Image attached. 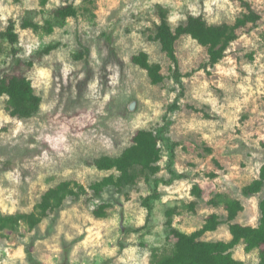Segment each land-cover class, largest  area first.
<instances>
[{
  "label": "rangeland",
  "instance_id": "1",
  "mask_svg": "<svg viewBox=\"0 0 264 264\" xmlns=\"http://www.w3.org/2000/svg\"><path fill=\"white\" fill-rule=\"evenodd\" d=\"M69 4L77 17L57 21L54 12ZM158 4L169 9L174 29L189 15L210 25L247 21L217 64L190 36L178 40L182 95L154 38ZM11 20L18 60L1 36ZM28 20L42 28H23ZM79 37L91 50L86 60L77 58ZM140 52L162 66V83L132 62ZM6 73L30 79L42 106L36 117L17 119L7 98L0 101V210L24 216L0 230V264H31L28 248L36 264H155L175 247L170 210L173 229L187 234L218 215L206 241H229L231 223L259 224L264 190L250 197L242 190L264 165V0H0V77ZM139 130L160 133L159 173L139 172L97 194L121 173L94 161L120 156ZM171 149L183 178L156 189V179L171 178ZM155 189L160 198L146 225L142 199ZM233 254L259 264L260 249L240 244Z\"/></svg>",
  "mask_w": 264,
  "mask_h": 264
},
{
  "label": "trees",
  "instance_id": "2",
  "mask_svg": "<svg viewBox=\"0 0 264 264\" xmlns=\"http://www.w3.org/2000/svg\"><path fill=\"white\" fill-rule=\"evenodd\" d=\"M250 12L249 19L252 22L257 20V16L247 5ZM155 12L159 18V23L155 28V39L160 44L161 50L171 63L172 77L180 88L182 95L184 85L180 76V64L176 53V45L182 36H190L200 45L207 47L210 61L217 64L223 59L225 52L237 38L236 30L244 27L247 21L240 20L238 25L230 27L228 25H210L203 16L189 15L186 21L177 28H173L169 21L170 11L163 5L158 4ZM77 9L69 4L58 8L54 12V18L57 21L65 22L69 18H76ZM23 28H31L39 30L40 25L33 21H25ZM46 30L53 32L51 23H47ZM1 36L13 46V56L18 60L17 50L14 48L19 43V34L16 32V24L10 21L5 32ZM79 60H86L91 55L90 48L78 38ZM55 46L48 47L45 54H49ZM132 62L145 70L153 83H162L164 75L162 74V66L159 63L152 62L149 54L140 52L132 58ZM7 98V109L13 118L30 119L36 117L42 106V99L36 94L32 81L23 75L15 73H6L0 77V101ZM179 99V98H178ZM173 105V109H177L178 100ZM160 133L153 131L139 130L132 139V144L118 157L104 156L94 161L97 169L102 171L117 170L121 175L114 180L110 178L99 185L97 194H100L102 188L109 185L123 186L128 182L135 181L139 172L155 176L159 173V162L162 159L160 149ZM264 147V143H263ZM170 159L167 164L168 172L171 176L169 181L163 179L155 180V188L157 189L161 182L172 184L176 180L183 178L173 168L175 162V153L171 149L169 151ZM142 199V205L147 209L146 225L152 222L155 202L160 198L157 190ZM264 190V165L260 169L257 179L246 185L242 192L245 196L250 197L261 193ZM236 208H230L229 218L232 221L236 214ZM260 222L257 226L241 225L231 223L229 232L231 238L229 241H206L203 237L210 232H214L221 224L219 216L213 214L202 226L201 229L187 234L179 232L172 227V210L167 212V225L171 229L176 239L174 250L171 254L162 256L155 264H245L241 260L234 257L233 250L240 244L245 245L247 252L260 249L259 264H264V198L260 203ZM24 218L20 213L4 214L0 210V230L6 228L17 227ZM127 232H135L137 229L127 228ZM28 258L31 264H36L31 249H27Z\"/></svg>",
  "mask_w": 264,
  "mask_h": 264
}]
</instances>
